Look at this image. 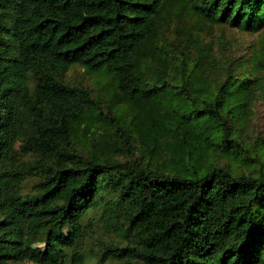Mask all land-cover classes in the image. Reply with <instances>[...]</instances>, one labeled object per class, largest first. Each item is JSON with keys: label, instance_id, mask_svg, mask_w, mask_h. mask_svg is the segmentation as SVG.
Listing matches in <instances>:
<instances>
[{"label": "trees", "instance_id": "16d2710c", "mask_svg": "<svg viewBox=\"0 0 264 264\" xmlns=\"http://www.w3.org/2000/svg\"><path fill=\"white\" fill-rule=\"evenodd\" d=\"M259 102L264 0H0V264H264Z\"/></svg>", "mask_w": 264, "mask_h": 264}, {"label": "rangeland", "instance_id": "374dc122", "mask_svg": "<svg viewBox=\"0 0 264 264\" xmlns=\"http://www.w3.org/2000/svg\"><path fill=\"white\" fill-rule=\"evenodd\" d=\"M175 8L173 7L170 10H166L163 12L165 15V23L162 25L161 28V39L166 43L168 46L171 42L173 45L176 44L177 39L179 36H183L189 32V29L192 28L193 19L184 18V15L180 19L175 14ZM205 32V30H204ZM202 33V35L204 34ZM216 34H223V36L229 39L232 42L239 43V40L243 39L245 42H250L253 39V36L250 34H246L241 36L238 32L228 28H220V27H213V31ZM172 49V47H170ZM171 51V50H169ZM65 77L68 81L75 83V84H83L92 88L97 96L103 98L104 106L108 105L109 99L112 97V80H110L107 76L95 73H87L81 67H71L65 74ZM121 106V105H119ZM253 128L256 131H259L261 134L264 131V103L259 102L255 108V114L253 116ZM101 127L94 126L88 129V136L83 139L84 143L82 145L81 142H77L78 145L85 149L87 142L92 141V139L97 138L100 135ZM65 233H68V228H66ZM35 246H40L41 249L44 248L43 244H35ZM31 264V263H29ZM104 264H114L111 262H105Z\"/></svg>", "mask_w": 264, "mask_h": 264}]
</instances>
